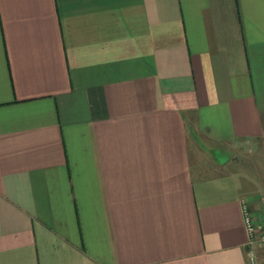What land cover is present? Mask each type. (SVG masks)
I'll use <instances>...</instances> for the list:
<instances>
[{
	"label": "crops",
	"instance_id": "crops-1",
	"mask_svg": "<svg viewBox=\"0 0 264 264\" xmlns=\"http://www.w3.org/2000/svg\"><path fill=\"white\" fill-rule=\"evenodd\" d=\"M263 192L264 0H0V264H250Z\"/></svg>",
	"mask_w": 264,
	"mask_h": 264
},
{
	"label": "built area",
	"instance_id": "built-area-1",
	"mask_svg": "<svg viewBox=\"0 0 264 264\" xmlns=\"http://www.w3.org/2000/svg\"><path fill=\"white\" fill-rule=\"evenodd\" d=\"M257 203L260 213L259 222L252 214L248 200L245 197L239 199L242 224L247 235V259L250 264H264L258 260L255 252L256 246L264 250V192L260 194Z\"/></svg>",
	"mask_w": 264,
	"mask_h": 264
},
{
	"label": "rangeland",
	"instance_id": "rangeland-1",
	"mask_svg": "<svg viewBox=\"0 0 264 264\" xmlns=\"http://www.w3.org/2000/svg\"><path fill=\"white\" fill-rule=\"evenodd\" d=\"M241 152H244V153H247L246 149L242 148V151ZM230 157V166H233L234 168H238V165H242L245 163V159H244V154L242 153H236V152H233L232 156H229Z\"/></svg>",
	"mask_w": 264,
	"mask_h": 264
}]
</instances>
